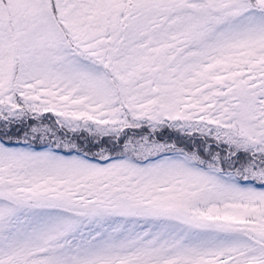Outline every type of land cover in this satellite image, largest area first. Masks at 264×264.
<instances>
[{"label": "snow or ice", "instance_id": "snow-or-ice-1", "mask_svg": "<svg viewBox=\"0 0 264 264\" xmlns=\"http://www.w3.org/2000/svg\"><path fill=\"white\" fill-rule=\"evenodd\" d=\"M0 264H264V0H0Z\"/></svg>", "mask_w": 264, "mask_h": 264}]
</instances>
